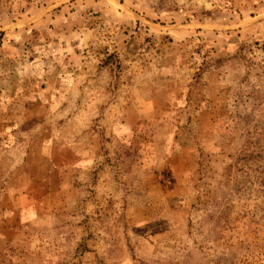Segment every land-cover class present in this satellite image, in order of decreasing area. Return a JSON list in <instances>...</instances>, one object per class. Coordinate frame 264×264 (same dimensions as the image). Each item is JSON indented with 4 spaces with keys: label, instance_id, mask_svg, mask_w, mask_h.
Masks as SVG:
<instances>
[{
    "label": "rangeland",
    "instance_id": "rangeland-1",
    "mask_svg": "<svg viewBox=\"0 0 264 264\" xmlns=\"http://www.w3.org/2000/svg\"><path fill=\"white\" fill-rule=\"evenodd\" d=\"M0 264H264V0H0Z\"/></svg>",
    "mask_w": 264,
    "mask_h": 264
}]
</instances>
